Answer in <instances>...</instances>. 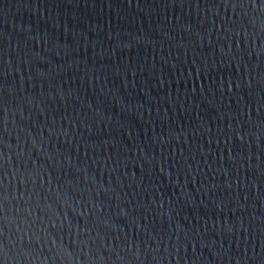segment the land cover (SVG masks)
<instances>
[{
  "label": "water",
  "instance_id": "95a60500",
  "mask_svg": "<svg viewBox=\"0 0 264 264\" xmlns=\"http://www.w3.org/2000/svg\"><path fill=\"white\" fill-rule=\"evenodd\" d=\"M0 264H264V0H0Z\"/></svg>",
  "mask_w": 264,
  "mask_h": 264
}]
</instances>
